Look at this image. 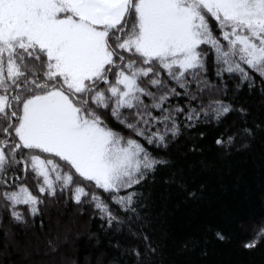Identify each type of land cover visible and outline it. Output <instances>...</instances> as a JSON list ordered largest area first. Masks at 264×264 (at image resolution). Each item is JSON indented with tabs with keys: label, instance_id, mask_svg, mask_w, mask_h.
<instances>
[{
	"label": "snow or ice",
	"instance_id": "6c2138e0",
	"mask_svg": "<svg viewBox=\"0 0 264 264\" xmlns=\"http://www.w3.org/2000/svg\"><path fill=\"white\" fill-rule=\"evenodd\" d=\"M257 79L264 0H0V203L22 220L21 206L35 214L70 190L106 231L139 223L143 247L125 255L153 264L161 246L137 210L139 190L169 165L160 149L180 127L243 113L216 94ZM249 137L235 127L215 143L244 148ZM257 238L264 225L244 247Z\"/></svg>",
	"mask_w": 264,
	"mask_h": 264
},
{
	"label": "trees",
	"instance_id": "16d2710c",
	"mask_svg": "<svg viewBox=\"0 0 264 264\" xmlns=\"http://www.w3.org/2000/svg\"><path fill=\"white\" fill-rule=\"evenodd\" d=\"M237 83L221 85L216 98L244 112L230 111L226 119L192 129L180 127L168 147L160 149L169 165L139 190L145 207L137 211L161 246L153 264H264V240L257 238L254 248L244 247L264 225V85L259 79L251 87ZM235 127L251 132L243 139L244 148L215 143L222 132ZM33 183L28 185L32 191ZM57 194L59 199L37 205L35 214L21 206L22 220L12 218L0 203V255L5 264L16 259L10 255L11 237L18 242H58L60 225L71 231V246L63 242L61 247L74 264H129L125 249L143 247L136 237L139 223L106 231L90 202L77 205L71 191L61 193L59 187ZM209 226L222 230L225 239H212Z\"/></svg>",
	"mask_w": 264,
	"mask_h": 264
},
{
	"label": "rangeland",
	"instance_id": "374dc122",
	"mask_svg": "<svg viewBox=\"0 0 264 264\" xmlns=\"http://www.w3.org/2000/svg\"><path fill=\"white\" fill-rule=\"evenodd\" d=\"M58 227V242L53 240L55 241L54 243L47 240L43 241V243L40 240L34 242L30 238L24 242H18L13 240L10 235L12 239H10V242L13 247V252L10 255H16V259L10 264H74L73 260L66 257V248L61 247L63 242L69 243V246H71V231L68 225H60ZM58 253L59 256H56ZM0 264H5L2 255H0ZM86 264L91 263L87 262Z\"/></svg>",
	"mask_w": 264,
	"mask_h": 264
}]
</instances>
